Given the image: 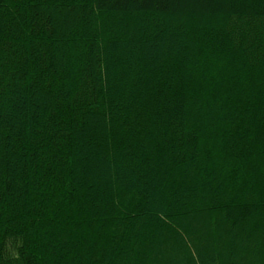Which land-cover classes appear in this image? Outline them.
I'll list each match as a JSON object with an SVG mask.
<instances>
[{"label": "trees", "instance_id": "16d2710c", "mask_svg": "<svg viewBox=\"0 0 264 264\" xmlns=\"http://www.w3.org/2000/svg\"><path fill=\"white\" fill-rule=\"evenodd\" d=\"M0 264H264V0H0Z\"/></svg>", "mask_w": 264, "mask_h": 264}]
</instances>
